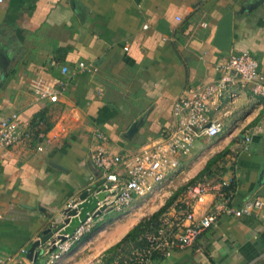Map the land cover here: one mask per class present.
Masks as SVG:
<instances>
[{
	"label": "crops",
	"instance_id": "1",
	"mask_svg": "<svg viewBox=\"0 0 264 264\" xmlns=\"http://www.w3.org/2000/svg\"><path fill=\"white\" fill-rule=\"evenodd\" d=\"M228 11L234 13L233 39L226 52L213 39ZM0 49L8 58L0 115L16 113L22 121L20 142L0 155V257L16 263L21 250L61 220L63 208L102 184L90 162L96 130L107 136L104 146L111 155L134 157L173 126L178 99L226 76L234 79L223 69L231 55L248 53L264 75V0H2ZM38 81L58 92L56 103L30 94ZM56 81L64 83V90ZM227 88L210 104L220 135L197 140L188 156L179 157L170 197L198 176L197 182L210 184L231 180L229 205L234 208L264 196V132L251 138L247 150L242 141L262 124L264 100L253 95L250 84L229 83ZM34 121L39 122L33 126ZM38 133L44 137L38 139ZM39 145L48 150L37 151ZM189 188L163 213L168 220L180 219L177 209L188 204L197 221L221 202L212 193L201 202L190 200ZM137 204L138 211L150 205L151 215L162 208L155 196H134L120 210L108 205L89 217V231L55 264H73L85 253L99 263L143 219L134 209L126 213ZM128 215L134 223L115 242L102 250L98 243L89 244L78 253L99 229L122 223ZM140 245L131 244L129 252L144 242ZM151 264H264V211L239 218L222 215L192 247L152 256Z\"/></svg>",
	"mask_w": 264,
	"mask_h": 264
},
{
	"label": "built area",
	"instance_id": "2",
	"mask_svg": "<svg viewBox=\"0 0 264 264\" xmlns=\"http://www.w3.org/2000/svg\"><path fill=\"white\" fill-rule=\"evenodd\" d=\"M2 0H0V3ZM207 24H202L206 27ZM126 50V48H125ZM81 70L86 67L79 64ZM225 72L233 73L231 77H224L216 84L206 85L188 92V97H181L173 106L175 122L173 126L162 132L153 142L142 146L134 157L111 155L105 148L107 136L99 130L93 135L97 145L90 153V162L99 172L101 185H110L107 191L111 197L107 204L116 210L130 205L133 197L151 199L156 197L161 201L162 207L175 189L178 177L179 157L188 156L192 152L194 143L201 138L214 139L220 135L221 125L211 118L210 104L226 91L227 85H251L254 96L264 100V75L259 73L258 64L246 52L233 54L223 67ZM61 73L67 74V68L61 66ZM1 82V72H0ZM61 90L65 85L56 81ZM38 101L56 103L58 92L48 84L38 81L32 86L31 93ZM22 121L16 113L7 116L0 115V155L6 153L21 140ZM264 132V120L261 125L254 126L243 136V149H248L251 138ZM38 133L37 138H43ZM39 152L47 151V146L39 145L35 148ZM122 169L123 173H120ZM231 180H221L215 184L196 182L188 189L190 200L201 202L205 194H215L221 202L213 210L194 221L193 212L188 204L177 209L180 219L168 220L161 216L154 228L145 232L142 241L144 246L131 251L125 259L113 264H151L152 256H168L171 251L184 250L194 245L198 236L215 225L222 215L234 217L250 216L264 211V196L245 201L240 207L234 208L230 202ZM110 201V202H109ZM88 218L73 234V237L60 242L56 240L54 250H49L51 244L44 247L43 254L38 258L41 264L57 263L60 258L68 254L73 244L89 231ZM184 221L189 224L184 225ZM21 256L17 262L12 258L0 257V264H35L27 260L26 250L20 251Z\"/></svg>",
	"mask_w": 264,
	"mask_h": 264
},
{
	"label": "water",
	"instance_id": "3",
	"mask_svg": "<svg viewBox=\"0 0 264 264\" xmlns=\"http://www.w3.org/2000/svg\"><path fill=\"white\" fill-rule=\"evenodd\" d=\"M257 4V3H256ZM243 9L240 10V13ZM234 13L232 11L226 12L217 24L216 34L213 39V45L222 51L229 52L232 46V24ZM8 58L0 49V72L1 82L0 86L8 77ZM137 124H134L127 135L131 136L136 130ZM110 185L95 186V190L91 189L82 191L77 201L73 205L63 208L59 215L61 220L59 222L50 223L42 230L40 237L33 241L26 251V258L34 263L38 262L43 254L44 247L51 244L49 250H54L53 243L58 240L63 242L71 237L75 231L91 216H99L104 210L108 208L107 199L111 194L107 191Z\"/></svg>",
	"mask_w": 264,
	"mask_h": 264
},
{
	"label": "trees",
	"instance_id": "4",
	"mask_svg": "<svg viewBox=\"0 0 264 264\" xmlns=\"http://www.w3.org/2000/svg\"><path fill=\"white\" fill-rule=\"evenodd\" d=\"M37 122L34 121L33 126H35ZM198 178H200V176L190 181L187 186L189 187L195 184ZM186 187L177 190L160 210H158L149 218L139 221L131 230L128 231V233H126L121 238L119 242L108 248L105 251V257H103V264H113L116 258L127 256V254L130 253L129 251L131 249V244H133L134 247H139L140 244H143L142 237L144 233L154 228L159 218L163 215V213H165L167 208L176 199L180 192L186 189Z\"/></svg>",
	"mask_w": 264,
	"mask_h": 264
},
{
	"label": "rangeland",
	"instance_id": "5",
	"mask_svg": "<svg viewBox=\"0 0 264 264\" xmlns=\"http://www.w3.org/2000/svg\"><path fill=\"white\" fill-rule=\"evenodd\" d=\"M132 205H134V203ZM137 207H138V204L133 206V208L130 210L129 209L130 206H129L126 209V213L133 212V209H134L135 212H138V214L140 216L139 218H143L144 219V218H149L150 216H152L151 212H153V211H152L150 205H146L145 207L144 206L143 207L140 206L142 208V210H140V211L136 210ZM129 223H131V225H132L134 223V220L130 218V222ZM129 227L130 226H127V225L125 226V224H123V222L119 223L118 227H117V225H116V227H114V226L113 227H109L110 231L112 230V233H110L109 235H107L104 238H101V239L97 240L96 242H94V244L98 243L99 244V249L102 250V249L106 248L107 246L111 245L113 242H115L122 235V233ZM114 228H115V230H114V233H113V229ZM116 230H118L117 233L115 232ZM70 251H71V249H70ZM104 254H105V252H104ZM127 256L116 258L114 263L125 259V257H127ZM101 258L102 259H101V261L99 263H95L96 259L94 258V256L91 255L90 253H85V254H82L81 256L77 257L75 263H73V264H103L104 263L103 262L104 258L103 257H101ZM41 262L42 261H39L38 264H41ZM53 264H55V263H53Z\"/></svg>",
	"mask_w": 264,
	"mask_h": 264
},
{
	"label": "bare ground",
	"instance_id": "6",
	"mask_svg": "<svg viewBox=\"0 0 264 264\" xmlns=\"http://www.w3.org/2000/svg\"><path fill=\"white\" fill-rule=\"evenodd\" d=\"M125 220H123L124 222H123V224H125V226L127 225V226H131V223H129L130 222V217H129V215L128 216H125ZM124 219V218H123ZM120 223V222H119ZM119 223H116L115 225H114V227H116V225H117V227L119 226ZM122 226V225H121ZM119 229V228H118ZM114 230H115V228L113 229V233H114ZM117 231L118 230H116L115 232L117 233ZM110 233H112V230L110 231V229L108 228V227H103V228H101V229H99L94 235H93V237H92V240L91 241H88L87 242V244L85 245V244H83V246L80 248V250L78 251V253L80 254L85 248H86V246L87 245H89V244H94V242H96L97 240H99V239H101V238H104V237H106L107 235H109ZM115 233V234H116ZM120 235V234H119ZM85 251H86V249H85ZM77 252V251H76ZM78 253H76L74 256H77V254ZM70 258H73L72 256L70 257ZM69 258V260H66L65 262H67V261H70V260H72V259H70ZM67 259V258H66ZM71 262V261H70Z\"/></svg>",
	"mask_w": 264,
	"mask_h": 264
}]
</instances>
